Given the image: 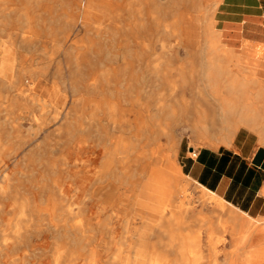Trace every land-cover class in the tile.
Masks as SVG:
<instances>
[{"label": "bare ground", "instance_id": "obj_1", "mask_svg": "<svg viewBox=\"0 0 264 264\" xmlns=\"http://www.w3.org/2000/svg\"><path fill=\"white\" fill-rule=\"evenodd\" d=\"M229 3L0 0V264H164L145 223L131 229L130 253L116 254L101 210L130 191L145 207L149 189L158 203L183 194L181 217L192 210L176 144L164 142L177 109L188 108L176 91L185 81L194 82L198 145H228L240 129L264 144V61L248 65V39L228 36L227 21L243 20L225 13ZM199 196L243 216L204 187ZM256 221L249 216V236L264 232ZM191 255L186 264H203L201 252ZM237 264H264V246Z\"/></svg>", "mask_w": 264, "mask_h": 264}, {"label": "crops", "instance_id": "obj_2", "mask_svg": "<svg viewBox=\"0 0 264 264\" xmlns=\"http://www.w3.org/2000/svg\"><path fill=\"white\" fill-rule=\"evenodd\" d=\"M225 13L230 17L243 19L241 28L233 26L234 20H231L227 21L229 26L225 29L228 30L229 34L239 33L240 44L243 43L244 39H248L245 49L247 51L246 60L252 57L251 63L253 65L262 64L264 59L260 58V55H264V0H230ZM253 136L249 130L240 129L228 145H202L196 149L193 155L184 153L177 156L182 177L199 187L193 191L198 199L200 188L204 187L243 215L233 218L227 210L219 211L224 215V224L226 225L224 244L219 256L221 264H229L230 262L233 264L230 260L233 245L236 249L244 247L253 236L256 237V241L250 246H264L263 231L253 232L249 236V216L256 218V222H258L255 223L256 225H264V144L259 143L256 139L253 140ZM154 197L156 200V196ZM176 199H178L176 196L173 197V208L176 206ZM129 204L128 207L124 208L123 219L121 222L118 220V226L123 227L125 233L131 235L133 239L134 234L132 233H135L132 231L133 228L139 232L141 230L139 226L142 227L141 225L144 223L143 226L146 228L149 226L152 229L150 249L153 252H163L167 259L166 264H186L184 260L187 257L194 258L191 254L197 252H201L203 257H214V243L210 233L207 232L204 239L198 233L200 229L199 207L194 210L192 208L191 211L181 217L180 210L177 212L170 209L164 212L170 208L168 206L162 207L166 206V203H146L145 207L132 202ZM132 210L140 211V214L136 215L135 218L144 221L143 224L133 228L131 227L132 219H134ZM214 210L218 211L212 207L207 212L212 214ZM127 219L130 221L126 222ZM203 223L201 221V227L203 225L208 227V221ZM210 224L214 228H209L207 231L216 232L215 230L218 229L217 219L215 218ZM233 225H240L244 228L243 233L238 237L233 234ZM199 241L200 245L196 248L195 245ZM218 241L221 243L223 240L219 239ZM234 241L236 242L234 243ZM130 243L132 241L128 245Z\"/></svg>", "mask_w": 264, "mask_h": 264}, {"label": "rangeland", "instance_id": "obj_3", "mask_svg": "<svg viewBox=\"0 0 264 264\" xmlns=\"http://www.w3.org/2000/svg\"><path fill=\"white\" fill-rule=\"evenodd\" d=\"M4 35L5 34L2 32V34H1L2 38H4ZM230 35L231 34H229L228 36H230ZM232 38L235 39V36H232ZM237 39H240V38H237ZM235 44H231V45H233V47H235L236 51H239L240 50V49H238L239 47H237V45H235ZM241 45L242 44H240V46ZM251 58L252 57H250V59L248 58V60H246L248 62V65L253 66V67L257 68V70H259L260 69L259 66L253 65L251 63V60H252ZM164 86H165V81L163 79L162 80L159 79V85H157L155 87L154 86L153 87H147L148 95H149L148 100L152 101L153 100V96L156 95L159 90L163 89ZM176 91H177L178 97H180L184 93H186V95L189 97L188 108L180 109V110L177 109L178 111L174 115L177 118L176 123H173V122L169 123V125L174 126V129L172 128L171 130H169L171 135L169 136V138H166V140H164V142L168 143L167 146H172L173 144H176L175 146H176V149H177V152H176V160H177L178 154L182 155L184 153H187L188 155H193V153L196 151V149L199 148L202 145H198L196 143L195 134L192 132V129L190 128L192 126V124H193V121H192V116H193L192 110H193V106H194V101L196 99L195 98L196 96H195V93H194V82L185 81L184 84H182L180 87H178L176 89ZM170 109H171L170 106L169 107L167 106V107L164 108V110H170ZM85 111H88V109L86 108ZM150 112H151V108H149V113ZM150 115H151V113H150ZM162 115H165V111L161 114V116ZM154 117L155 116H153L152 119H154ZM152 124H154V128L157 127L156 124L159 125V123H157V122H154ZM162 124L164 125V123H162ZM131 131H132V129L130 130V132ZM156 131H157V129H153L152 130V132H155V133H156ZM149 133H150V130H149ZM253 135H254L253 136V140L256 139L258 141L257 136L254 133H253ZM161 137H163V136L159 135L158 139L161 138ZM134 180H135V177H134ZM181 182H187V186L186 187H188V188H186L185 193H187L188 196L190 197L191 201L190 200L189 201L191 202V204L193 206V210L199 207V209H198L199 210L198 218H199V221H200V229H199L198 233L204 239L205 238V234L207 232H209L210 236L213 239V243H214L213 244L214 245L213 246L214 257H211V256L203 257L202 258L203 259V264H221L219 256L221 255V247L224 244V233H225V230H226V225L224 224L225 217H224L223 214L219 213V210L218 211H216V210L212 211V214L210 212H207V211H209V208H212V207L210 205L206 204L200 198V196H198L199 199L197 198V196L194 194L193 191L199 189V187H196V185L194 183H192L191 181L186 180L184 178L181 179ZM103 191H104V189H103ZM128 195H130V196H128V197L124 196L122 201L117 203L118 205L116 204V205L112 206V212L113 213L108 211V210H101V222H103L102 230L104 232L107 230V228H114L116 230V232L114 233L115 239H116L114 243H116L115 245H117L115 247H116V250H117L116 254H118V255H124V254L130 253V251L127 249V245H128V243L130 241L133 240L132 236L128 235L127 233H125V231H123L122 227H119L118 224H117L119 222L118 220H120V222H121L122 219H123L124 208L128 207L130 205L129 204L130 202L135 204V199L139 198L138 196L135 195L134 191L128 192ZM132 195H134V197H131ZM154 196H155V193L152 192V190L149 189V191L146 192V203H149V204H151L153 202L158 203L155 200ZM183 196H184L183 194L182 195L180 194V195H178L176 197L178 199L175 200L176 206H174V208L172 207L173 199H172V201L169 202L167 197L164 199L163 202L158 203V204L166 203L165 204L166 206H162V207H167V206L170 207V208H167L166 210H164V212L167 211V210H170V209H174L175 211L181 210L182 209L181 207H183L185 205V199H183ZM101 201L104 202V198L103 197H101ZM107 213H108V215H106ZM214 217L217 219L218 229L215 230L216 232L212 231V233H211L210 231H207V230L209 228H214V226H212L210 224L215 219ZM201 221H202V223L208 221V224H207L208 227H205V225H203V227H201ZM143 222L144 221H142V220H140L138 218H134V219H132L131 227L132 228L136 227L139 224H142ZM255 223H258V222H254V224ZM260 226H262V225H260ZM233 228H234V230H233L234 236L238 237L239 235H241L243 233L244 228L241 227L240 225H233ZM147 230H148V236H149V251H150V253H154L150 249V243H151L150 235H151L152 229L148 226ZM103 231L101 232L102 234L100 235L101 239H103V238L107 239L108 235L104 234ZM219 239H221L223 241H221V243H220L218 241ZM255 241H256V237L253 236V238L251 240H248L246 242L244 247L236 249L235 246L233 245V247H232V255H231V258H230L232 263L234 264V262H235V264H237L238 262H240V260L244 258V255L245 256L247 255L248 249H250V245L252 243H255ZM235 242L236 241H234V243ZM118 246H119L120 250L118 249ZM116 250H115V252H116ZM166 262H167V259L164 257L163 263L166 264Z\"/></svg>", "mask_w": 264, "mask_h": 264}]
</instances>
